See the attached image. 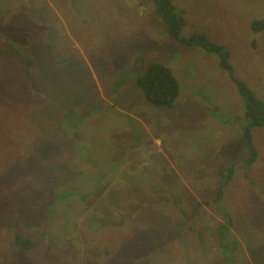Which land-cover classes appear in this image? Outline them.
<instances>
[{"label": "rangeland", "instance_id": "rangeland-1", "mask_svg": "<svg viewBox=\"0 0 264 264\" xmlns=\"http://www.w3.org/2000/svg\"><path fill=\"white\" fill-rule=\"evenodd\" d=\"M171 1L264 99V0ZM151 61L172 107L136 83ZM244 110L219 56L169 37L149 0H0V264H264V127L244 165Z\"/></svg>", "mask_w": 264, "mask_h": 264}, {"label": "trees", "instance_id": "trees-1", "mask_svg": "<svg viewBox=\"0 0 264 264\" xmlns=\"http://www.w3.org/2000/svg\"><path fill=\"white\" fill-rule=\"evenodd\" d=\"M149 1L153 5L156 16L164 23L166 33L169 37L182 46L199 47L208 53H214L219 56L220 67L226 70L229 78L236 85L238 93L244 103L245 123L243 124L244 136L242 142L247 157L242 160V163L244 165L253 163L257 158L258 150L252 140L251 131L254 128L264 127V99L257 95L244 80L234 76L232 66L229 63V52L224 46L212 42L200 31L187 36L181 35L185 19L182 14L175 10L171 0ZM250 29L253 32L263 31L264 17L253 19L250 22ZM19 59L21 60L22 58L19 57ZM21 61L23 62V59ZM136 83L142 90L145 99L156 108L172 107L179 93V83L172 70L158 61H151L145 67L143 73L136 77ZM236 164L238 165L237 162ZM235 171V163L220 170L221 176L225 179L223 186L230 182ZM222 195L223 191L222 188H220L216 198L219 199ZM197 206L200 207V204L198 203ZM225 222L229 226L232 224L230 218ZM219 243L224 244L221 245L222 248L228 251L230 247L229 243L225 244L222 240H220ZM15 245L20 248H31L34 247L35 241L30 242L28 238L17 235L15 238Z\"/></svg>", "mask_w": 264, "mask_h": 264}]
</instances>
